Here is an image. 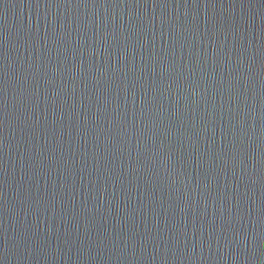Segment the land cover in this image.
Masks as SVG:
<instances>
[{
  "label": "water",
  "instance_id": "water-1",
  "mask_svg": "<svg viewBox=\"0 0 264 264\" xmlns=\"http://www.w3.org/2000/svg\"><path fill=\"white\" fill-rule=\"evenodd\" d=\"M0 264H264V0H0Z\"/></svg>",
  "mask_w": 264,
  "mask_h": 264
}]
</instances>
